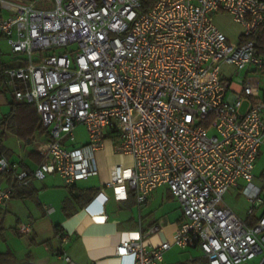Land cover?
<instances>
[{
  "label": "built area",
  "instance_id": "1",
  "mask_svg": "<svg viewBox=\"0 0 264 264\" xmlns=\"http://www.w3.org/2000/svg\"><path fill=\"white\" fill-rule=\"evenodd\" d=\"M39 1L0 0V34L20 62L5 70L13 93L36 105L51 140L38 144L42 161L33 171L2 153L0 171L13 172L20 185L58 174L72 186L99 174L97 153L112 141L133 159L115 167L109 186L117 200L131 191L143 205L167 186L182 210L171 240L124 239L117 257L164 264L175 246L199 248L208 264L264 256V188L254 181L264 84L246 79L252 67L264 76V56L251 39L264 24V0H157L149 10L142 0H48V9L37 8ZM220 13L241 25L238 42L216 23ZM224 65L241 79L227 76ZM80 126L87 141L77 145ZM242 181L246 218L225 203ZM13 192L0 186V221ZM102 196L86 209L104 207L109 197ZM60 256L74 264L63 247Z\"/></svg>",
  "mask_w": 264,
  "mask_h": 264
},
{
  "label": "crops",
  "instance_id": "2",
  "mask_svg": "<svg viewBox=\"0 0 264 264\" xmlns=\"http://www.w3.org/2000/svg\"><path fill=\"white\" fill-rule=\"evenodd\" d=\"M240 34L241 32L235 42H238ZM0 54L8 65L7 68L19 65V60L11 55L5 57L1 51ZM251 70L246 79H252L250 73L254 70ZM245 74L246 72L244 76ZM6 81L13 96L7 75ZM9 93L0 92V135L5 147L12 152L10 160L31 172L42 161L37 149L38 144L46 139L36 134L33 141L26 143L16 134L5 129L3 118L10 112ZM80 128L85 129L80 126L77 130ZM85 132L84 139H76L77 145L87 141L86 129ZM10 142L14 146H11ZM16 148L19 152L18 156H16ZM97 162L100 170L98 175L68 186L60 175L50 174L45 180L34 179L29 186H26L36 191L34 197L18 196L7 202L0 222V264H68L60 256L62 247L72 257L74 264H131L130 259L117 257L116 248L122 240L142 237L148 243L160 244L173 238L182 217V210L169 187L161 186L154 190L143 205L137 203L136 195L131 191L128 199L117 200L109 183L117 174L115 167H131L132 157L117 153L114 143L107 141L106 146L97 153ZM91 178L95 181L88 183L86 180ZM92 188H98L99 192L104 193L102 199L105 196L109 197L103 209L100 208L102 204L91 210L86 209L91 199L82 208L77 203H73L72 207L77 210L68 215L64 210L65 199L71 197L72 193L79 194L82 190ZM239 215L247 217V215ZM160 220L164 221L162 229L156 233H149L152 227L160 223ZM21 224H30L32 231L21 234L19 232ZM65 234L68 235V241L63 244L62 237ZM263 259L264 256L260 255L248 264H260ZM195 262L208 264L199 248L181 249L175 246L166 253L164 264Z\"/></svg>",
  "mask_w": 264,
  "mask_h": 264
},
{
  "label": "trees",
  "instance_id": "3",
  "mask_svg": "<svg viewBox=\"0 0 264 264\" xmlns=\"http://www.w3.org/2000/svg\"><path fill=\"white\" fill-rule=\"evenodd\" d=\"M157 0H142L145 10L151 9ZM243 40L245 38L242 37ZM257 43V49L260 55L264 56V24L259 30L251 37ZM8 65L2 60L0 54V92L7 93L9 87L6 81L5 70ZM3 126L6 130L16 134L19 139L24 140L26 143L30 140H34L36 134L45 137L47 140H51L49 129H47L41 122L39 114L37 112L36 105L26 101L16 99L15 95L10 101V112L3 118ZM0 153L5 154L7 157L12 155V152L5 147L3 139L0 137ZM5 183L6 185L13 186V197H34L36 191L28 189L26 186L17 183L15 174L13 172L0 171V186ZM99 192L98 188L82 190L79 194L72 193L71 197H68L64 201V210L70 215L73 211L77 210L72 207L77 203L81 208L93 199V197ZM11 198V199H12ZM1 222V221H0ZM199 264V263H193Z\"/></svg>",
  "mask_w": 264,
  "mask_h": 264
},
{
  "label": "rangeland",
  "instance_id": "4",
  "mask_svg": "<svg viewBox=\"0 0 264 264\" xmlns=\"http://www.w3.org/2000/svg\"><path fill=\"white\" fill-rule=\"evenodd\" d=\"M37 8L40 9H48L51 6V2L48 0L45 1H39L36 5ZM216 23L227 33V35L233 40L234 42L237 41V35L241 32V25L237 23L229 14L227 13H220L216 16ZM0 51L5 57H10V49L7 45L6 41L2 40L1 34H0ZM253 69V67L251 68ZM223 72L226 75H233V79L235 81H239L241 78L240 76L234 75V68L231 66L224 65L222 67ZM246 70H243L241 73V76H244V73ZM250 78L254 79H260L262 81V85L264 84V76L259 71H254L250 73ZM9 82V81H8ZM9 84V83H8ZM11 89L12 86L9 84ZM9 97L10 100L13 98L12 91L9 90ZM5 94V93H4ZM245 107H243V111L245 110ZM78 135V136H77ZM77 140L84 139L86 136V132L84 128H80L76 131ZM1 137V135H0ZM76 140V141H77ZM11 146L13 143L10 142ZM80 144V143H78ZM16 156L19 155L18 149L16 148ZM88 183H91L95 181L94 178H91L89 180H86ZM255 183L257 185H260L264 188V145L261 148V153L258 156V159L256 161V169H255ZM245 183L242 181L240 188H232L227 195L225 196V203L230 206L234 211H236L238 214L241 215H247L249 202L246 198V196L241 191L244 187ZM264 196V191H263Z\"/></svg>",
  "mask_w": 264,
  "mask_h": 264
}]
</instances>
